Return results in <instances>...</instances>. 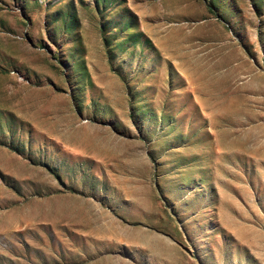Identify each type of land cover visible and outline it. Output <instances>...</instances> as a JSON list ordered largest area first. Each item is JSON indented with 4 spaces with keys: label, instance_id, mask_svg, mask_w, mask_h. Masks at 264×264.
<instances>
[{
    "label": "rangeland",
    "instance_id": "rangeland-1",
    "mask_svg": "<svg viewBox=\"0 0 264 264\" xmlns=\"http://www.w3.org/2000/svg\"><path fill=\"white\" fill-rule=\"evenodd\" d=\"M0 264H264V0H0Z\"/></svg>",
    "mask_w": 264,
    "mask_h": 264
},
{
    "label": "trees",
    "instance_id": "trees-1",
    "mask_svg": "<svg viewBox=\"0 0 264 264\" xmlns=\"http://www.w3.org/2000/svg\"><path fill=\"white\" fill-rule=\"evenodd\" d=\"M209 9H210V11H212V10H211V7H210ZM102 29H103V28H102Z\"/></svg>",
    "mask_w": 264,
    "mask_h": 264
}]
</instances>
